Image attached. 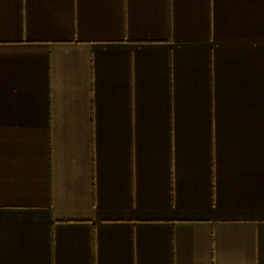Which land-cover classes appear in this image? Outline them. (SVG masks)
Returning a JSON list of instances; mask_svg holds the SVG:
<instances>
[{"label": "crops", "instance_id": "1", "mask_svg": "<svg viewBox=\"0 0 264 264\" xmlns=\"http://www.w3.org/2000/svg\"><path fill=\"white\" fill-rule=\"evenodd\" d=\"M0 264H264V0H0Z\"/></svg>", "mask_w": 264, "mask_h": 264}]
</instances>
